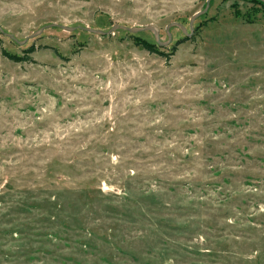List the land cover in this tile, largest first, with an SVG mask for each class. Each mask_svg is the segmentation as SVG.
Listing matches in <instances>:
<instances>
[{
  "label": "rangeland",
  "instance_id": "rangeland-1",
  "mask_svg": "<svg viewBox=\"0 0 264 264\" xmlns=\"http://www.w3.org/2000/svg\"><path fill=\"white\" fill-rule=\"evenodd\" d=\"M206 2L0 0L19 40L77 27L0 33V264H264V7L211 0L168 56L79 28Z\"/></svg>",
  "mask_w": 264,
  "mask_h": 264
},
{
  "label": "water",
  "instance_id": "water-1",
  "mask_svg": "<svg viewBox=\"0 0 264 264\" xmlns=\"http://www.w3.org/2000/svg\"><path fill=\"white\" fill-rule=\"evenodd\" d=\"M262 3H264V0H258ZM210 2L211 0H207L205 8L203 10L197 11L196 13H194V15L190 18L189 21V30L187 29V27H185L183 24L178 23V22H173L170 23L169 25H167L165 31L167 33L168 39L166 41H162L161 37H160V28L155 25V24H149V25H145V26H126V25H122V24H115L111 27V29H109L108 31H102L99 29H93L90 27H79L80 29L89 32V33H93V34H97V35H108V34H114L116 31H126L129 32L131 34H137L140 32H150L152 33L157 45H159L160 47H165L169 44V42L171 41V34H170V28L171 27H178L181 32L184 34V36L186 37H190L193 34V24L195 22V20L200 17L201 15H203L204 13L207 12L209 6H210ZM46 27H58L61 28L65 31L68 32H73L77 29V27H69V26H64V25H59L57 23H51ZM46 27H41L40 29H38L37 31H35L32 35H30L29 37H27L24 40H19L17 39L13 34L10 33H6L2 28H0V33L5 35L6 37H8L9 39L13 40L14 42L18 43L19 45H22L23 43H25L29 38H33L36 36H39Z\"/></svg>",
  "mask_w": 264,
  "mask_h": 264
},
{
  "label": "trees",
  "instance_id": "trees-1",
  "mask_svg": "<svg viewBox=\"0 0 264 264\" xmlns=\"http://www.w3.org/2000/svg\"><path fill=\"white\" fill-rule=\"evenodd\" d=\"M249 2L251 3H254L256 5H259L261 7H264V3L258 1V0H248ZM202 18V17H200ZM180 23L183 24L185 27H187V29L189 30V21L187 19H181L180 20ZM186 24H188V26H186ZM203 28V23H201V21L199 22H195L194 23V36L196 34L199 33V31H201ZM120 33H123V34H128L129 37L131 39H133L134 43L136 45H139V46H142L145 50H147L148 52L150 53H157V54H160L162 56H168V55H171L173 54L174 50H175V45L178 44L180 41L182 40H185L186 38L183 37L182 38V33L181 31L177 32L178 33V36H175V34L172 32V30H170V33L172 34V41H174V44H173V47L171 48V53H166V52H163L160 50V46L157 45L154 37L151 35V36H145V33L144 32H140V33H137V34H131L129 32H126V31H119ZM181 35V37H180ZM16 43V42H15ZM18 44V43H16ZM24 52H25V55L21 56V55H17L16 53H12V52H8V51H5L3 50V54L5 57H7L8 59L12 60V61H15V62H22V61H26L29 59V55L30 53H32L34 51V47L30 46L29 48H24L23 49Z\"/></svg>",
  "mask_w": 264,
  "mask_h": 264
}]
</instances>
